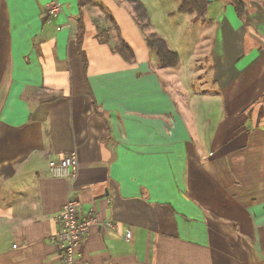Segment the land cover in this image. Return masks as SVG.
I'll return each mask as SVG.
<instances>
[{
    "label": "crops",
    "instance_id": "0c3cea01",
    "mask_svg": "<svg viewBox=\"0 0 264 264\" xmlns=\"http://www.w3.org/2000/svg\"><path fill=\"white\" fill-rule=\"evenodd\" d=\"M51 1L0 0V264H62L51 237L70 198L115 226L91 227L80 264H264V0H238L242 18L231 0L166 11L208 47L194 93L175 50L178 67L150 66L129 3L58 0L53 19ZM73 152L77 178H49Z\"/></svg>",
    "mask_w": 264,
    "mask_h": 264
},
{
    "label": "built area",
    "instance_id": "2783aa9c",
    "mask_svg": "<svg viewBox=\"0 0 264 264\" xmlns=\"http://www.w3.org/2000/svg\"><path fill=\"white\" fill-rule=\"evenodd\" d=\"M46 7L49 16L53 19L58 18L64 11L62 3L58 0L49 2ZM78 161L77 153L73 152L58 163H50L48 171L49 178H77L79 174ZM81 211L82 206L80 202L74 198H70L63 206L60 214L55 217V221L59 224L60 230L51 237V242L62 253V264H80L78 258L79 249L91 227L100 224L110 232H113L115 229V226L111 222L101 223L95 216H82ZM125 238L127 241H130L132 234L128 232Z\"/></svg>",
    "mask_w": 264,
    "mask_h": 264
},
{
    "label": "rangeland",
    "instance_id": "374dc122",
    "mask_svg": "<svg viewBox=\"0 0 264 264\" xmlns=\"http://www.w3.org/2000/svg\"><path fill=\"white\" fill-rule=\"evenodd\" d=\"M146 7L148 8V10H150L151 15H152V21L154 22L153 24L155 25V28H153V30H156L157 32L160 33L161 37H169V40L171 42L170 44V49L175 50L180 56L181 58L184 60V64L185 66H187V75L191 78L188 77L189 81H188V87L190 89V91H192L193 93L196 92L200 85H201V77L200 79L197 78L196 75H194V78H192L193 73L189 74L188 72H190L192 64L193 63V58H195L196 56L199 55H204L206 52L205 50H207V46H203V40H201L200 36H197V33L195 31H187L184 32L185 30H181L180 27L182 26L183 21H186V17H182L179 16V14H176L175 18L173 19H168L166 18V11H171V12H175L177 10V8L179 7V4H181L184 0H143ZM97 3H101L99 0H97ZM158 6L159 9H155L154 7ZM131 15H133V11L131 10ZM108 18H110V20L114 23L117 22V20L115 19L113 13L111 11H106L105 13ZM135 17V16H134ZM117 24V23H116ZM136 24V23H135ZM109 29L110 34L114 36H116V31L115 29L112 27ZM155 31V32H156ZM192 32H194V34H196L194 36V39L192 42H194V44H190L187 45L186 43L183 42V40H185V34L188 33V35H190ZM139 35L143 41V43H145L146 38L148 37V33H145L143 31H141V29L139 30ZM160 37V38H161ZM162 37V38H163ZM199 39V40H198ZM149 49V48H148ZM150 51V61L149 64L152 67H156L159 63L157 55L155 52H153L151 49H149ZM158 67V66H157ZM175 98L178 97V94L174 96Z\"/></svg>",
    "mask_w": 264,
    "mask_h": 264
},
{
    "label": "trees",
    "instance_id": "16d2710c",
    "mask_svg": "<svg viewBox=\"0 0 264 264\" xmlns=\"http://www.w3.org/2000/svg\"><path fill=\"white\" fill-rule=\"evenodd\" d=\"M129 3L132 6V10L134 12L135 21L137 25H139L141 31L146 32L149 30L151 26L149 12L142 0H122ZM232 3L235 5V9L242 18L243 13L240 8V4L238 0H231ZM80 8L83 9L84 0H80ZM207 1L206 0H189L185 3L180 11L179 14L189 15V16H196L197 18H202L205 16L207 12ZM85 37V26L83 24V13L81 11V19L79 22L78 33H77V40L78 43H82V40ZM146 43L148 47L155 51L157 57L159 59L160 66L162 68H176L179 66L180 58L171 49L168 47L167 42L160 38L156 34H151L146 38ZM118 53L123 55V57L132 62L134 60V53L133 51L126 45V43L120 39L119 45L117 47Z\"/></svg>",
    "mask_w": 264,
    "mask_h": 264
}]
</instances>
